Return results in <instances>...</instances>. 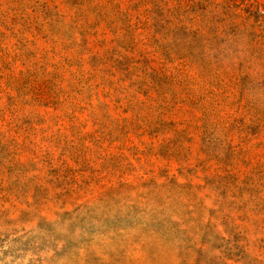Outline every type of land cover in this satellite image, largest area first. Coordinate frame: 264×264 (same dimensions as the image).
I'll list each match as a JSON object with an SVG mask.
<instances>
[{
  "label": "rangeland",
  "instance_id": "obj_1",
  "mask_svg": "<svg viewBox=\"0 0 264 264\" xmlns=\"http://www.w3.org/2000/svg\"><path fill=\"white\" fill-rule=\"evenodd\" d=\"M0 264H264V0H0Z\"/></svg>",
  "mask_w": 264,
  "mask_h": 264
}]
</instances>
